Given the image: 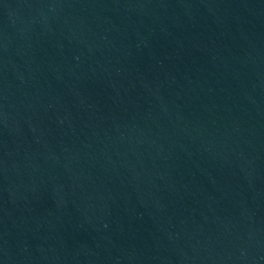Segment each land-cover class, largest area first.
Segmentation results:
<instances>
[{
	"label": "water",
	"instance_id": "1",
	"mask_svg": "<svg viewBox=\"0 0 264 264\" xmlns=\"http://www.w3.org/2000/svg\"><path fill=\"white\" fill-rule=\"evenodd\" d=\"M0 264H264V0H0Z\"/></svg>",
	"mask_w": 264,
	"mask_h": 264
}]
</instances>
